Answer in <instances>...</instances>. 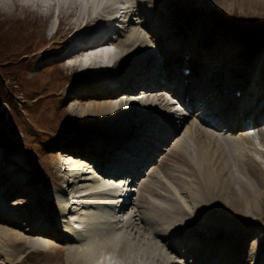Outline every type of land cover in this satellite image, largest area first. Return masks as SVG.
I'll use <instances>...</instances> for the list:
<instances>
[{
    "label": "bare ground",
    "instance_id": "6f19581e",
    "mask_svg": "<svg viewBox=\"0 0 264 264\" xmlns=\"http://www.w3.org/2000/svg\"><path fill=\"white\" fill-rule=\"evenodd\" d=\"M235 6L258 13L264 0H235ZM0 8L31 11L22 0H0ZM54 12L57 26L41 39L25 14L0 20V44L54 45L60 62L70 59L61 67L74 74L75 84L59 95H83L65 107L77 135L54 150L63 173L53 178L57 191L31 188L23 158L0 150V189L6 188L0 226L23 232L0 228V258L50 263L54 251L65 256L58 264H264V235L253 234L258 228L252 222L264 220V127H258L264 121V48L246 56L229 42H209L205 23L191 30L175 23L162 0H55L46 14ZM109 45L116 50L110 66L100 58ZM232 61L242 73L230 71ZM79 100L88 103L79 106ZM176 103L189 112L200 106L201 116L190 119L173 108ZM172 120L179 129L186 125L163 147L177 129ZM245 123L257 126L263 149L246 129L233 135ZM118 172L136 187H115ZM22 187L28 203L3 202H13ZM47 196L52 199L45 205ZM223 205L240 223L219 219ZM176 249L186 258L170 257Z\"/></svg>",
    "mask_w": 264,
    "mask_h": 264
},
{
    "label": "rangeland",
    "instance_id": "374dc122",
    "mask_svg": "<svg viewBox=\"0 0 264 264\" xmlns=\"http://www.w3.org/2000/svg\"><path fill=\"white\" fill-rule=\"evenodd\" d=\"M162 1L165 8L172 13V18L176 21L175 23L181 25L186 23L190 30L197 21L205 23L206 28L203 30V39H208L209 42L215 41L217 44L229 42L227 46L231 49L239 48L246 56L254 55L257 47L264 48V10L258 13L242 12L235 6V0L232 1L231 7H222L217 0ZM24 14L29 19L28 23L34 22L32 29H35L37 38H42L41 33L44 36H49L52 33L55 19L53 18L47 27L50 14L45 15L43 13L40 15V12L37 11L22 12L20 10L10 13L0 8V20L6 22L13 21L15 17H23ZM115 36L112 35V39ZM46 45L42 47L30 46V52L26 55H21L18 60L10 64L12 65L13 73L16 75L13 86H11L9 79L3 77V73L0 70V94L2 95L0 98L5 99L4 102L0 103V150L5 156L15 153L23 158L26 178L28 179L29 175H31L34 181V183L30 184L31 188L35 190L41 188V191L51 192L58 190V186L54 184L53 178L58 174H63L59 170L60 160L55 155L54 150H57L62 139L77 135L74 132L77 123L73 116H70L69 112L66 111L65 107L72 104L74 99H81L83 95H71L68 100L62 99V96L59 95L60 90L67 91L75 84L74 74L70 75L69 70L67 72L61 67L62 62H69L70 59H62V62H60L61 55L56 54L57 49L54 48V45L51 47H46ZM234 61L229 63V66L232 63L233 66H228V68L233 73H242L238 69V65L234 64ZM119 71H121L120 68L116 72ZM216 71L220 73L224 72L223 69ZM208 75V69L207 71H203L201 73L202 81H205ZM10 87H13L15 91L10 92ZM118 94H123V91H119ZM168 96L173 98L171 93ZM87 103V101L83 102V100L77 102L79 106H85ZM199 107H195L189 112L188 108L176 103L173 108H177L179 112H182L183 109L189 112L190 114L187 116L191 119L198 114ZM197 116L200 117L201 114ZM173 124L177 128L174 136L163 147H169L173 138L179 136L181 130L186 125L179 129L180 123L175 121ZM259 126L264 127V121H261L258 124ZM243 129L256 132L257 126L238 127L235 129L233 135H236V132ZM254 135L256 136L255 144L259 149H263V145L257 134ZM159 157L157 156V160L154 163H157ZM144 175H146V172L141 174V176ZM131 185L136 187L137 183ZM5 189L4 187L1 188L0 194ZM25 191L27 189L22 187L19 189V193L11 195L14 203L8 202L6 199L3 202L9 206L16 203H28L27 199L29 195ZM133 192L131 198H134L136 195V192ZM51 199L52 196L44 198V204L46 205ZM223 208V212L218 211L220 220L222 215L224 221L228 224L240 223V217L234 216L236 213L225 205H223ZM232 214L234 215L232 216ZM252 222L257 223L255 226L256 230L258 228L257 232L253 234L256 235L258 232H262L264 235V220L258 218L256 221L252 220ZM0 228L11 229L23 234L20 228L8 225H1ZM118 232L123 234L124 229H120ZM254 235H250L247 238V246L250 245V239ZM51 240L57 242L54 238ZM262 250H264V244L262 245ZM176 251L177 249L172 250L169 253L170 257L176 259H181V257L182 259L186 258L185 256L178 255ZM49 256L51 258L50 263L43 262L40 264H58L57 260L65 257L54 251H51ZM0 264H6V260L0 258Z\"/></svg>",
    "mask_w": 264,
    "mask_h": 264
},
{
    "label": "trees",
    "instance_id": "16d2710c",
    "mask_svg": "<svg viewBox=\"0 0 264 264\" xmlns=\"http://www.w3.org/2000/svg\"><path fill=\"white\" fill-rule=\"evenodd\" d=\"M30 46H14L13 44H8L3 42L0 44V70L3 73V77L9 79L11 86L16 79V75L13 73L12 65L14 61L18 60L21 55H26L30 52ZM18 80V79H17ZM10 92L15 91L13 87L9 88ZM2 95L0 94V97ZM5 99L0 98V103L4 102Z\"/></svg>",
    "mask_w": 264,
    "mask_h": 264
},
{
    "label": "snow or ice",
    "instance_id": "6c2138e0",
    "mask_svg": "<svg viewBox=\"0 0 264 264\" xmlns=\"http://www.w3.org/2000/svg\"><path fill=\"white\" fill-rule=\"evenodd\" d=\"M23 2H25V3H30L31 0H23Z\"/></svg>",
    "mask_w": 264,
    "mask_h": 264
}]
</instances>
